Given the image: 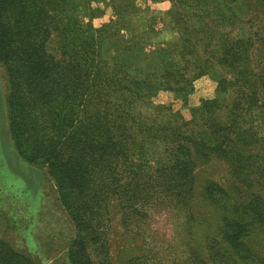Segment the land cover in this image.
I'll return each mask as SVG.
<instances>
[{
    "label": "trees",
    "instance_id": "16d2710c",
    "mask_svg": "<svg viewBox=\"0 0 264 264\" xmlns=\"http://www.w3.org/2000/svg\"><path fill=\"white\" fill-rule=\"evenodd\" d=\"M220 1L228 4L229 17L239 21L252 8L250 0ZM175 2L166 11L170 17L180 0ZM88 6L84 0H0L7 134L13 151L47 175L78 230L67 251L71 264H92L85 239H100L92 221L110 197L130 202L133 211L141 213L148 205L184 207L192 195V156L222 159L248 188L254 178L264 184V165L254 163L257 151L248 147L257 141L255 132L251 125L234 121L244 112L241 95L247 96L243 101L248 106L262 105H257L253 82L235 85L233 75L240 71L234 63L240 55L227 48L219 59L231 68V78H219L216 92L236 86L230 120L220 121L214 114L216 97L192 107L186 119L169 106L152 105L150 97L161 89L187 95L193 79L206 69L194 65L189 73L176 68L171 55L159 66L146 56L140 57L143 66L126 64L124 55L132 50L122 49L126 52L119 57L113 45L125 16L138 7L133 0H111L113 19L93 27L82 20L86 12L90 14ZM180 33L187 37L196 32L181 25ZM194 42L180 52L198 61ZM183 63L187 65V59ZM152 147L162 148L153 163L148 160ZM230 189L216 182L204 186L205 196L221 211V223L219 240L208 241V260L200 264H264L263 252L244 245L253 225L264 227V200L255 196V208H249L250 201L233 198ZM89 205L90 233L85 236ZM0 264L35 263L0 236Z\"/></svg>",
    "mask_w": 264,
    "mask_h": 264
},
{
    "label": "rangeland",
    "instance_id": "374dc122",
    "mask_svg": "<svg viewBox=\"0 0 264 264\" xmlns=\"http://www.w3.org/2000/svg\"><path fill=\"white\" fill-rule=\"evenodd\" d=\"M84 1L90 7V14L86 12L82 16L84 22L98 27L113 19L111 0ZM175 1L133 0L138 9L125 16L123 27L118 30L120 35L113 45L117 51L114 54L120 57L126 52L122 49L129 47L132 51L124 55L126 64L143 66L140 57L146 56L152 65L159 66L171 55V64L176 68H185L189 73H192L194 65L202 66L206 72L193 79L190 93L181 96L161 89L154 92L150 102L155 106H169L187 119L192 107L198 106L204 99L216 97L218 108L214 114L220 121L226 122L230 120L229 106L237 93L234 90L236 86L216 92L219 78H231V68L221 64L219 59L228 50L236 52L240 59L234 67L240 72L233 75L235 85L246 86L253 82L257 105H262L256 108L248 106L243 101L247 96L241 95L240 106L244 112L237 116L238 120L235 116L234 121H240L243 127L251 125L257 141L248 147L253 146L257 151L254 163L264 165V76L262 80L259 78L264 73V2L250 0L252 8L239 21L229 17L228 4L220 0H180L176 14L170 17L166 11L173 3L176 4ZM96 7L98 12H94ZM181 25L196 33L187 37L181 35ZM181 38H185L187 43ZM193 39L197 40L194 43L200 57L198 61L193 55L180 52L184 45L189 48L188 43L191 44ZM185 59L187 65L183 63ZM255 71L258 72L250 77V73ZM5 94V76L0 66V236L14 249L30 256L35 264H71L67 251L78 230L58 202L44 171L23 161L11 148ZM161 151V147H152L148 160L153 163ZM192 158V195L184 207L159 205L152 208L148 205L142 208L144 213H141L134 212L135 206L130 202H119L113 196L107 200L100 216L93 217L92 221L100 239L96 242H90L88 237L85 239V251L89 259L91 256L92 264L206 262L208 241L219 240L221 211L205 196L204 186L216 182L224 188L236 187L230 189L233 198L244 203L250 201L249 208H255V201L252 200L255 196L264 200V184L260 179L255 182L254 178L248 188L230 172V167L222 159L212 156L206 160L196 156ZM85 211L88 212V227L84 232L88 236L90 205ZM244 245L264 253V227L253 225L244 239Z\"/></svg>",
    "mask_w": 264,
    "mask_h": 264
}]
</instances>
